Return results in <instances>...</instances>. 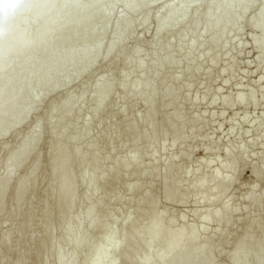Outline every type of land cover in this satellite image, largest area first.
<instances>
[{
    "label": "rangeland",
    "instance_id": "rangeland-1",
    "mask_svg": "<svg viewBox=\"0 0 264 264\" xmlns=\"http://www.w3.org/2000/svg\"><path fill=\"white\" fill-rule=\"evenodd\" d=\"M45 1L46 0L34 1L32 3V6L35 8L33 12L27 13L23 17L12 18L9 23L32 26L35 11L40 8ZM78 1L84 2V0ZM97 1H100L99 8L106 12V15L105 17L102 16L98 8H94L90 11L88 20L95 21L94 23H97L98 28L94 34L87 36L84 31H78L73 39L63 38L57 44L40 46L31 53L32 59L29 60L26 68L21 70L16 66L15 68L0 73V77L11 76L12 79L7 84L0 86L4 89L6 98H16V92H11V88L25 77L29 68H34L37 64L39 65L36 68V72L28 78L22 91H20L21 99L18 114H24L25 118L23 122L19 123L14 129H9L12 124L11 117L6 118L2 124H0V171L2 170L0 174L2 175V173L5 172V175L8 176L7 182L2 186L7 191L17 186L20 191V196L13 200L15 204H20V210L16 214L9 218L6 210H4L3 213L2 210H0V260L5 259V263L1 262V264H6V262L7 264L14 263L28 250L29 253L24 259V264H55L52 257L56 249L63 243L61 239L62 236L59 237L62 234L61 230L59 232L60 227H58V225H61V222H65L64 219H67L69 216V214H67L68 216L65 217L64 215H66V213L63 214V212H59V208L63 207L65 204L67 195L65 193L61 196L57 195L56 188L58 185L70 173L86 170L90 168L96 160L97 162L102 161L101 171L97 174L105 179L110 173L111 168L113 169V165L117 166L119 160L120 162H123V160L125 161L135 149L139 151L138 159L132 166L135 172L128 168L132 174L127 170L130 176L126 179L124 177L128 176L127 173L125 171H120V173L117 174L116 180H114L115 182L112 181V183H105L99 186V197L97 194L94 196V199H101L102 208H99V201L95 206L91 207L94 213L93 216L91 215L88 217V220L83 222V235L88 225L93 226L96 223V218L99 219L98 221L101 220L100 222L102 223L108 220V227L109 225L110 227L112 226V220L114 222L113 228L120 225V222L123 225L122 221L126 219L125 217L136 212L137 204H139L141 198L143 199L145 192H150L151 196L156 199V210H164L167 212L164 217L165 230H162V233L156 236L154 242L150 244L151 246L156 247L158 244L160 245L163 240L166 238L169 239V234L172 230H176L178 235L177 239H174L168 244L166 246L167 248L164 247L161 252L164 249H169L170 246L173 249L176 242H179L180 238H184L183 235L186 231L185 227H194L197 233L193 235L192 243H190L191 245L188 243L190 248L192 247V256L197 258L201 254L198 250L202 252L204 246H208L205 244L209 243L213 256V264H230L241 239L245 235L250 234L251 231L249 227L252 224L255 222L260 224V228L254 232L255 238H259L264 234V175L259 176L257 180L251 175L252 169L254 167L260 169L264 160V108L262 106L264 100V80L257 83L258 78L264 75V60L259 64L258 50L253 43L254 40L258 42L261 41L259 36L261 31H264V11L262 16H258L259 11L262 8L264 9L263 0H242L233 3L231 7L226 10L229 15L228 17L224 9L220 11L216 10L217 5L220 4L219 2H223V0H153L147 7L145 6L146 8L141 7V9L139 8L132 12H127L124 8L123 0ZM156 1L159 2L156 3ZM70 3V0H57L56 3H54V6L57 4V14H62ZM183 4H187V6ZM168 6L176 8V13L164 22V25L167 27L165 34H162V37L159 36L154 38L158 26L157 17H159L160 14L162 16L164 9ZM238 8L239 10L240 8H245L247 10L237 17L235 13L239 12ZM211 9H213L212 12ZM7 11L8 8H3V15H5ZM81 14L82 10L76 8L71 11L70 16L76 18ZM185 14L187 19L185 22L180 23ZM216 14L218 16H216ZM127 15L131 16L128 18L126 17ZM210 15H214V18L217 17L218 20L206 33L204 29ZM118 17L125 18L128 23L116 27ZM50 18L51 12H47L43 16L45 20H49ZM142 19L144 20L143 23L141 22ZM37 24H39V22ZM139 25L142 26L140 27ZM102 29L107 30H105V33H102ZM47 30L48 28L44 27L39 31L40 33H45ZM64 31L65 28L62 32ZM222 31L224 33L227 31V33L224 34L225 38L223 37L221 41L223 45H220V42H218V45V43L214 42ZM179 35L182 36L179 37ZM112 39H115L116 42L113 43L111 41ZM191 42H195L196 44L194 43L191 51L186 50L189 49ZM90 47L94 48L89 50ZM163 47H167V49L164 50ZM132 49H138L140 54L135 56L132 55ZM158 51L160 52L158 53ZM161 52L162 54L160 55ZM188 52L190 53L186 57ZM157 54L158 57L156 56ZM49 55L52 56V60L48 63L47 56ZM80 55L83 56L82 61L76 62L77 57ZM146 56L148 58H146ZM38 57L41 62L34 63L33 60ZM66 59L69 60V64L57 72L56 70L60 62ZM166 59H170L173 64H169L168 66L162 62ZM212 60L215 62H212ZM140 61L143 63L142 68L136 66ZM163 63L164 66L161 67ZM45 65H48L51 74L44 77L43 67ZM124 69L125 72L123 71ZM195 69H197V71H195ZM127 70L129 72L128 74H126ZM157 70L160 72H157ZM192 72H194L193 75ZM151 73H156L158 75L157 80L154 85L143 87L142 92L145 94H154L153 105L155 106V112H153V115L155 116H153V120H155L154 124L159 126H155V129L152 128L155 131L156 144L148 147L143 140L134 143L133 136L121 140V138H123V126L125 127L126 123L131 124L132 122L134 125H129L131 128L133 127L134 136H136L137 133L139 134L140 130L141 132L145 130L147 134H150L151 129L148 131L145 127V120L151 111L149 106L139 99L128 98L124 100L119 84L122 82L124 75H127L126 82L130 83L140 76L146 79ZM104 76H109L113 82L116 81L118 83H114L113 89H107L106 94L94 99V84L98 79ZM171 77L179 78L173 81ZM40 83L42 86L38 89L37 85ZM165 88H170L173 92L176 91L177 95L174 94L170 99H162V93ZM251 91L254 92V103L247 102L244 104L245 107L243 105H235V107L229 109L223 106L222 101L225 97L233 99L236 94H246ZM92 92L93 94H90ZM81 94L83 96L86 95L78 99V95ZM61 101L63 102L62 104H60ZM209 103L210 105H208ZM94 105L98 110H102L103 112L96 117L87 119L86 116L91 113ZM175 111L180 112L184 116L187 115L185 116V118L187 117L186 120L192 117L197 118V122L202 125L201 126L197 122L193 124L192 127V124L186 125L185 129H188H183V135L186 136V138L184 140V145L182 143L181 146H178V144H173L175 146H171V134L169 133L168 136V132H166V134L163 133V127H161L164 119L166 120V118ZM51 112H53L54 115ZM70 112L72 113L70 115L71 120L69 121L70 123L66 131L58 132V130L63 127L65 116ZM51 115H53L51 125L42 126L43 128L38 135L34 134L30 136V133L33 131L32 126L41 123V125L45 124L48 117H52ZM243 117H246L245 121L242 120ZM134 118L137 119L132 120ZM84 123L86 125L89 124L86 126ZM85 126L86 128H84ZM231 126L234 127L233 130L235 131L229 132ZM81 128L83 129L81 130ZM157 128L159 130H157ZM78 131L82 132L77 138H74L75 133ZM198 132H200V134ZM163 135L165 136L163 137ZM195 136L196 138H194ZM21 137H29L27 143L34 148L28 150L26 148L27 144L20 146ZM119 141L120 143H118ZM210 143H213V148L208 154L202 153L203 147L211 145ZM56 144L62 145V148L56 151L52 157L51 149ZM135 144H137V148ZM215 144L218 146L216 147ZM242 146L246 149L247 156L245 155L242 161L237 157L239 163L233 185H231L228 192L226 191L227 195H224L217 203L209 204L204 201H195L196 199H194V202L192 201L193 198L198 197H195L193 194H190L194 196L193 198L190 196L189 200L187 198V200L182 203L175 201L166 202L163 200L162 180L166 177V171H161L163 165L167 164L171 167L178 166L181 169L183 168L182 170L187 171L190 169L193 174L190 173L188 179H191L196 174L197 178L200 174L202 176L204 171H201L202 168L200 169L202 173L196 172L194 174V172L196 169L202 167L200 166V162H206L211 166H209L208 169L205 168L204 172L206 174L204 173L203 175L209 176V174H212L225 163L224 157L228 150L236 155L238 148ZM86 147H89L88 149L90 151V153H88L89 157H87L86 160L81 161L73 158V151H83L87 149ZM232 147L234 151L231 149ZM6 158L10 159L9 161H11L12 164L3 167L2 163ZM50 158L52 159L50 160ZM101 158L105 160H99ZM60 161H66V169L58 176L50 178V171ZM37 163H39L38 171L34 170ZM147 167H151V169ZM165 168L166 167L163 169ZM144 171L145 174L147 173V176L144 174L145 176L143 175V178L141 176V180H139V173L143 174ZM133 173H137L138 177ZM97 174L90 172L86 182L77 186L78 199H80V195L84 192L85 185H89ZM28 175L32 176V180L30 182H24ZM136 177L139 180V188L137 187L138 189L134 193H127L128 188L138 182V180L136 181ZM253 184L255 185L252 188L251 186ZM181 185L182 187L180 190L187 188L185 184ZM112 197H115L117 200ZM157 198L160 200L159 202ZM259 198L261 199V201L259 200L261 207L259 203L257 205L251 204V202H253L252 200ZM4 199V206L5 209H7L9 207L8 204L11 206L12 202ZM89 202L92 203L94 201L92 200ZM80 203L82 202L77 200L73 208L76 210L79 209L78 214H84L85 208H88L86 203L88 205L91 203L83 202L82 205H80ZM197 203L200 204V206L196 205ZM111 204L114 206L111 207ZM201 204L203 206H201ZM141 206L143 210L146 209L145 206ZM226 207L232 208L233 214H231L229 224L225 229L217 225L214 219L210 220L207 226L206 224H201L199 216L205 215L209 218ZM27 209L32 211L30 220H25L24 214ZM42 209L45 215L48 216L46 223L41 219ZM75 209L70 212V216L75 214ZM110 209H112V211ZM195 210L197 212H195ZM260 210L263 213L260 212ZM110 211L111 215L109 214ZM35 212L37 213V217H35ZM112 212L114 213L112 214ZM194 213L196 215H193ZM183 215H185V219L184 217H180ZM72 216L71 218H73ZM196 216L198 218H196ZM140 218L142 221L146 219L143 221H146V223L143 224V222L139 220V224L146 225L148 219L146 217ZM68 219L67 221H69ZM181 219L186 220V222ZM186 224H188V226ZM189 224L194 225H192V227ZM107 225H105L106 228H108ZM122 225H120V227H122ZM149 225L150 223L147 224V226ZM131 226L128 227L131 228ZM21 227L26 229L24 230ZM29 227L31 230H29ZM120 227L118 226V228ZM164 227L162 229H164ZM118 228H116V232L122 229L120 228L119 230ZM128 230L129 229H127L126 232ZM221 230H223L222 236H220ZM7 231L11 233V236L13 235L7 245L8 247L1 242L2 236H4ZM115 231L113 230V232ZM105 232L108 234L106 235ZM111 232V229L110 233L108 229L107 231L104 230V233L99 232L100 234H97L95 243L92 244L89 251L85 249L79 253V260L76 264H80L83 258L90 257L98 246L101 247V242L106 238L105 236L110 237L109 235ZM151 232L152 231L144 234L148 235L149 242L153 240L151 238ZM87 233L88 232H86V237L91 234L87 235ZM114 234H111V236ZM30 235L35 236L34 242L30 240ZM144 235L139 238L142 244L147 242V236ZM216 235H219V237ZM143 236L146 242H143L141 238ZM38 237L39 240H37ZM114 237L116 236L114 235ZM206 238H210L209 242H206ZM49 240H52V245L50 246L48 245ZM84 242L85 237L81 238L78 244L81 245ZM113 242L114 245L116 244L113 246L112 243V246L115 248H126V245L124 246L123 243H118V241ZM178 244H181V242ZM215 247L219 249L217 248L216 251ZM190 248L188 246V249ZM126 250L132 252L136 251L135 248L129 246ZM252 250L253 247L249 246V253H251ZM138 251L141 256L146 254L145 249L143 250L141 248V250L138 249ZM261 253L262 255L259 260L264 262V250ZM167 254L169 253L167 252ZM40 255L43 258H41ZM44 256H47L46 258L48 259H44ZM247 257L248 259L246 260L245 258L239 260V264H242L243 260H245L244 264H254V260H252L250 256ZM120 263L124 264V260L119 261V263L117 262V264Z\"/></svg>",
    "mask_w": 264,
    "mask_h": 264
},
{
    "label": "bare ground",
    "instance_id": "bare-ground-1",
    "mask_svg": "<svg viewBox=\"0 0 264 264\" xmlns=\"http://www.w3.org/2000/svg\"><path fill=\"white\" fill-rule=\"evenodd\" d=\"M34 1H36V0H20L19 5L17 7H15L11 11H9V5L7 3V0L6 1H0V8H2V9L3 8H8V11L6 12V14L0 16V73H3L4 71H7V70H9L11 68H15L16 66H18L21 70L26 68V66L29 63V60L32 59L31 53L36 48H38L40 46L47 45V44H57L63 38L73 39V38H75V35H76V33L78 31H84L87 34V36H91L92 34H94L98 30L97 23H94L95 21H93V20H88L89 13H90V11L92 9L98 8L99 9L98 11H99V13L102 16L105 17V15H106V12H104L101 8H99L100 7V4H99L100 1H97V0H84L83 3L79 2L78 0H70L71 3L68 5V7H66L65 11L62 14H60V15L57 14V11H56L57 4L54 6V3H56L57 0H46L45 3L40 8H38L35 11V13L33 15V21H32L33 25L32 26H25V25H20V24H10L9 23V21L12 18L23 17L25 14L33 12L35 8L32 6V3ZM239 1H242V0H227V1L223 0V2H219L220 4L217 5L216 10L220 11V10L224 9V11L226 12V15L228 17L229 15L227 14L226 10H228L233 3H237ZM151 2H153V0H149V1L148 0H135V1L134 0H123V6L127 10V12H132V11H134L136 9H139V8L141 9V7L142 8L145 7V6L147 7V5H149ZM157 2H159V1H156V3ZM263 3H264V0H263ZM183 5L187 6V4H183ZM171 6H168V7H166L164 9V12L162 13V16L159 13L160 16L157 17L158 26L156 28L155 35H154L155 37L154 38H157V37L161 36L162 34H165L167 27L164 25V22L167 21L171 16H173L174 13H176V8H173ZM76 8H80L82 10V14L80 16L76 17V18H72L70 16V13H71L72 10H74ZM183 8H185V7H183ZM212 10L213 9H211V12H212ZM216 10H214V11H216ZM238 10H239V8H238ZM246 10L247 9H245V8H240L239 12L235 13V14H237V17H238L240 14L246 12ZM263 11H264L263 8L259 11V13H258L259 17L263 15ZM47 12H51V18L49 20L43 19L44 14H46ZM229 13H230V11H229ZM128 15H129V13H128ZM128 15L126 17L129 18L131 15L130 16H128ZM216 16H218V15L216 14ZM186 19H187V16L185 14L182 17V20L180 21V23L185 22ZM217 20H218L217 17L214 18V15H210L209 18H208V21H207L208 23L206 24L204 31L207 33V31H209L214 26V24L216 23ZM38 22H39V24H37ZM141 22L143 23L144 20L142 19ZM126 23H128V22H127V20L125 18L118 17V20L116 22V27H119V26H121L123 24H126ZM201 25H203V24H201ZM139 26L141 27L142 25H139ZM44 27L48 28V30L45 33H40L39 30L41 28H44ZM64 28H65V31L62 32ZM201 29H203V28H201ZM105 30H107V29H102L101 32L105 33ZM190 31H191V29H190ZM226 33H227V31H226ZM226 33H224L222 31L218 35V38L216 39V41L214 43L220 42V45H223L221 43V41L223 40L224 34H226ZM181 36L179 35V37H181ZM259 37H260L261 41L258 42L256 40H254L253 43L255 45V48L258 50V58H259V64H260L261 61L264 60V31H261ZM111 41L113 43L116 42L115 39H112ZM194 43L191 42L190 45H189V49H186V50L191 51L193 46H194ZM218 45H219V43H218ZM91 48L92 47H90L89 50H91ZM165 49H167V47H165L164 50ZM228 51H229V49H228ZM159 52L160 51H158V53ZM162 52L160 53V55L162 54ZM166 52H164V53H166ZM183 53H185V52H183ZM189 53L190 52H188L186 57L189 55ZM131 54L135 56L137 54H140V51L138 49H132ZM156 56L158 57V54ZM82 58H83L82 55L78 56L77 59H76V62H79V61L81 62ZM137 58H138V56H137ZM146 58H148V57L146 56ZM171 59H173V58H171ZM51 60H52V56L51 55L47 56L48 63ZM153 60H155V59H153ZM175 60H176V58H175ZM33 61H34V63H37V62L40 63L41 62L39 57L34 59ZM162 62H164L168 66H169V64H173V62L170 59H166V60H164ZM212 62H215V61L212 60ZM156 63H157V60H156ZM164 63L161 64L162 65L161 67L164 66ZM67 64H69V60L66 59L64 61H61L60 64H59V67L57 68L56 71L59 72ZM125 64H127V63H125ZM38 66L39 65L37 64L34 68H29V70L26 72L25 77L23 79L19 80L13 86V88H11V92L12 91L16 92V95H17L16 98H10V99L6 98L4 89H2L0 87V124H2V122L6 118L11 117L12 118V124L9 127V129H14L19 123H22L24 118H25L23 113L22 114H18V108L20 106V99H21L20 91H22L23 86L26 83V81L28 80V78L36 72V70H37L36 68ZM136 66H138V68H142L143 67L142 61L138 62V65H136ZM159 67H160V65H159ZM130 68H131V66H130ZM123 71L125 72V69ZM158 71L159 70H157V72ZM195 71H197V69H195ZM227 71H228V69H227ZM140 72H141V70H140ZM262 72H263V69H262ZM128 73L129 72L127 70L126 74H128ZM193 73L194 72H192V75H193ZM49 74H51V71L49 70L48 65H45L43 67V76L45 77V76H47ZM143 75H144V71H143ZM263 76L264 75H262V76H260L258 78V82L257 83H259L261 80H264ZM126 77H127V75H124L123 79H122V82H120V84H119V88H120V90L122 92V97L124 98V100H127L128 98H134V99L136 98V99L141 100L142 102H144L146 105L149 106L151 113L148 114V116H147V118L145 120V127L148 129V131H149V129H151V130H150V134L149 133L147 134L145 130H144V132L143 131L141 132V130H140V133L139 134L137 133V135L134 136L133 127L131 128V126H129V125H132V126H134V125L132 124V122H131V124H127L126 123L125 127L123 126V128H124V130L122 131L123 138H121V140L126 139V137L133 136L134 137L133 138L134 143H137V141L143 140V141L146 142L148 147L149 146L151 147L153 144H156L155 143L156 135H155V131L153 130V129H155V126H156L154 124L155 120H153V116H155V115H153V112H155L154 111L155 106L153 105V101H154V97L155 96H154V94H145V93H143L142 92V88L145 87V86L154 85L156 80H157L158 75L156 73H153V74L151 73V75L148 78H146V79L143 76H140L139 78H136L134 81H132L130 83L126 82ZM171 78L174 81V80H177L179 77H171ZM167 79H168V77H167ZM11 80H12L11 76L0 77V86H3L5 84H7ZM114 83H118V82H116V81L113 82V80H111L109 78V76H104L101 79H98V81L94 84V87H93L94 88L93 92L95 94L94 99H96L99 96H102V95L106 94V90L107 89H110V88L113 89L112 87H114ZM212 83H213V81H212ZM163 85H164V83H163ZM41 86H42V84L40 83V84L37 85V88L39 89V88H41ZM188 86L190 88L189 84H188ZM262 88H263V86H262ZM93 92L90 93V94H93ZM253 93L254 92H252V91L249 92V93H246V94L239 93V94H236L233 99H231V98L228 99V97H225V99H223V101H222L223 102V106L226 109H229V108L235 107V105H237V106L238 105H243L244 106V104H246L247 102L254 103L255 100H254ZM174 94L177 95L176 91L173 92L172 90H170V88H165L163 90V93H162V99H170ZM78 96H79L78 99H81L82 97H84L82 94L78 95ZM76 101H78V100H76ZM214 101H215V99H214ZM62 103L63 102L61 101L60 104H62ZM262 104H263L262 106L264 108V100H263ZM80 105H82V104H80ZM115 105H117V104H115ZM164 105H165V103H164ZM208 105H210V103ZM92 108L93 109H92L90 114L86 113L88 116H90V117L86 116L87 119H89V118L91 119V117H96L101 112H103L102 110H98L95 105ZM81 111H82V109H81ZM51 113H53V112H51ZM71 114L72 113L70 112L68 115L65 116L64 122H63V127L60 128L58 130V132L66 131V128L68 127V124L70 123L69 121L71 120L70 119V115ZM53 115H54V113H53ZM53 115H51L52 117H50V118L48 117V119L45 121V124L41 125L42 124L41 123V124H35V126H32V130L33 131L31 130L32 132L30 133V136L34 135V134L38 135L40 130L43 128L42 126H44V125L45 126H50L51 125V120L53 118ZM213 115H215V114H213ZM76 116H77V114H76ZM185 116H187V115H185ZM185 116L183 114H181L180 112H178V111L176 112L175 111L170 116H168L169 118L167 117L168 119L167 118H166V120L164 119V121L161 124V127H163V133L166 134V132H168L167 133L168 136H169V133L171 134V137H172V141H171L172 145L171 146H175L173 144H176V145L178 144V146H181L182 143L184 145V140H185L186 136L183 135L184 134L183 129H185V126L188 125V124H192L191 125V127H192L193 124H195L198 121V119L195 118V117H192L189 120H186L187 117L185 118ZM170 117H171V119H170ZM136 119L137 118H134L132 120H136ZM242 120L245 121L246 117H243ZM197 123H199V122H197ZM80 126H82V125H80ZM86 126L84 128H86ZM158 126H156V127H158ZM203 126H205V125H203ZM198 127H199V125H198ZM82 129L83 128H81V130ZM187 129L188 128H186L185 130H187ZM233 129H234V127L231 126L229 132L235 131ZM157 130H159V129L157 128ZM196 130H197V127H196ZM81 132L82 131H80V132L78 131L77 133H75L74 138H77L81 134ZM198 133L200 134V132H198ZM164 136L165 135H163V137ZM231 136H232V134H231ZM157 138H158V136H157ZM194 138H196V136ZM28 139H29V137L22 138L21 141H20V146L27 144L26 148L28 150H32L34 147L31 146V145H28V143H27ZM118 143H120V141ZM121 144H123V143H121ZM207 144H209V143H207ZM212 144L208 145L206 147H203L202 153L208 154V152L213 148ZM136 145L137 144H135V147H136ZM215 146H216V144H215ZM187 147H189V146H187ZM61 148H62V145L56 144L51 149L52 157H53V154L56 151L61 150ZM86 148L87 149H84L83 151H73L72 152L73 158H76V159L81 160V161L86 160V158L89 157L88 153H90V151L88 149L89 147H86ZM245 148H246V145H245ZM245 148H243V146L239 147L238 150H237V154L236 155H234V153H232V152H229L230 150H228L226 154L224 153L225 154V157H224L225 158V163H223L221 166L219 165L220 167L216 171H214L212 174H209V176L203 175V174L205 173L204 172L205 168L208 169L209 166H211V165H209V163H206V162H204V163L200 162L201 163L200 166H202V167H200L199 169H196V171L195 172L193 171V172H194V174L196 172L197 173H202V172H200V169L202 168L201 171L204 170L203 173H202V176L200 174L199 176H201V177L198 176V178H197V174H196V175H194L195 177L193 176L191 178L192 180L188 179L189 176H190V173L192 172L190 169H188V171H187V170H182L183 168L181 169L178 166L171 167V166H168L167 164L163 165V168L164 167H166V168L165 169L162 168L161 171L162 172H163V170L166 171L165 172L166 177L163 178V180H162V194H163L164 199L163 198H161V199L165 200L166 202L167 201H170V202L171 201L172 202L175 201V202H181L182 203V202L186 201L187 198L189 200L190 196H192V198H193L194 197L193 195H195V197H198V198H193L192 201H194V199H196L195 201H200V202L204 201V202L209 203V204L210 203H217L219 200H221V198L224 195H227L226 193L228 192V190L231 187V185H233V182H234L235 177H236V171L238 169L237 167H238L239 159L242 161V159H244L245 155L247 156V154H246L247 151H246ZM197 149H200V148H197ZM231 149L234 151L233 147ZM179 151H180V149H179ZM189 154H191V153H189ZM138 155H139V151L137 149H135V150H133L130 153V155L126 158L125 161L123 160V162L122 161L120 162V160H119L118 161L119 163L117 164V166L113 165V169L111 168L110 173L108 174L107 178H105V179L101 178L97 174L99 171H101V162L102 161L101 162H97V160H96L91 165L90 168H87L86 170H83V171L81 170V171L76 172V173H74V172L70 173L58 185V187L56 188L57 195L61 196L64 193L67 195L65 204H64L63 207L59 208V212H63V214L66 213V215H64L65 217H67L68 216L67 214H69L67 219L68 218H70V219H68L69 221H67V219H64L65 222H61V225L59 224L60 226L58 225V227H60V229L58 228L59 232L61 230V234H62L59 237L62 236L61 239L63 240V243H62V245H60L56 249V251H55V253H54L53 257H52L54 259V263L55 264H76V262L79 260L78 259L79 253L81 251L85 250V249H86V251H89L90 247H92V244L95 243V240L97 238L96 237L97 234L99 235L102 232L104 233V230L107 231V229H108L109 233H110V229L113 232V230L114 231L117 230L116 228H118V226L120 227V225H122L121 222L119 223L120 225H118V226H116V224H115L116 228L114 227L115 228L114 229L113 228V225H114L113 220L111 221L112 226L110 227V225H109V227H108V225H107V221L108 220H106V221L104 220L106 223L103 222V223H105V224H103L102 222H100L101 220L98 221L99 219L96 218L95 219L96 223L93 226L88 225V228L84 232V235H83V229H82L83 222L88 220V217H90L91 215L93 216V213H94V211L92 212L93 209L91 207L95 206V204L98 201L100 202L99 203V208L102 206L101 199H99V200L98 199H96V200L94 199V196H96L98 194V192H99L98 191L99 190V186L102 185V184H105V183H112V181L116 180L117 174H119L120 171H122V172L125 171L127 173V175H128L127 170H128V168H130V170L133 168L132 166L137 161ZM51 159L52 158H50V160ZM102 159L103 158H101L99 160H102ZM9 160L10 159H8V158H6L4 160V162L2 163L3 167L12 164L11 161H9ZM103 160H105V159H103ZM38 164L39 163H37V165H35V167H34V170H36V171H38V169H39V165ZM66 165H67L66 161H60L51 170L52 172L50 171V173H51L50 174V178H54V177L58 176L59 174H61L66 169ZM153 165H155V164H153ZM261 165L262 166H261L260 169L256 168V167H254L252 169L251 175L256 180H257V178L259 176L264 175V160H263V163ZM150 166H151V164H150ZM155 166H157V165H155ZM151 167H147V168L151 169ZM145 169H146V167H145ZM130 170H128L129 173H130ZM149 171H151V170H149ZM0 172H2V170ZM90 172L91 173H96L97 175L94 177V179L92 180V182L89 185H85L84 192L80 195L81 196L80 199H78L77 198V190H76L77 186L80 185V184H84L86 182ZM133 172H135V170H133ZM130 174H132V172ZM130 174L128 176H126V177H124V176L123 177L127 179V177H129ZM133 174H135V173H133ZM139 174L140 175H138L136 173L135 175L136 176L137 175L140 176V177H138V176L137 177L139 178V180H141V176L143 178V175L145 174V171H144L143 174L142 173H139ZM191 174H193V173H191ZM145 175L147 176V173ZM137 177H136V181L138 180ZM7 179H8V176L5 175V172H3L2 175L0 174V210H2V213H3L4 210H6L7 216H9V218H11L14 214H16L20 210V204H15V201H13L17 197L20 196V191H19V188L17 186H15L11 190L7 191L2 186V185H4L7 182ZM31 180H32V176L28 175V176H26L24 182H30ZM139 180H138V182H136V184H134L133 186L128 188V190H127L128 192L127 193H134L135 191H137V189L139 188V185H138ZM184 181H186L187 183L184 182ZM181 184H185V186L187 188L180 190V188L182 187ZM254 185L255 184H253L251 187L253 188ZM190 194H193V195H190ZM98 197H99V194H98ZM4 198L6 200L12 202L11 206H10V204H8L9 207L7 209H5V206H4V204H5V201H3ZM77 200H80L82 202V203H80V205H82L83 202L91 203L89 201H92V200L94 202H92L89 205L86 203L88 208L87 209L85 208V212H83L84 214H78L79 209L76 210L75 208H73V205L76 203ZM115 200H117V199L115 198ZM259 200L261 201L260 198L256 199V200H252L253 202H251V204L257 205L259 203ZM157 201L159 202L160 200H158V198H157ZM141 205L145 206L147 210L146 209L143 210V207ZM196 205L200 206V204H198V203ZM260 205L261 204L259 203V206ZM57 206H58V204H57ZM113 206L111 204V207H113ZM201 206H203V205L201 204ZM24 207H25V205H24ZM123 207H125V206H123ZM156 207H157L156 206V199L151 196L150 192H145V194L143 195V199L141 198V201L139 202V204H137L136 212L131 213L130 216L127 215V217H125L126 219L122 221L123 225H122V227H120L122 229L120 230V228H118L120 230L119 232L118 231L117 232L115 231L113 233L111 232V234L115 233L114 235L116 237H114V235L111 236V234L109 235L110 237L105 236L106 238H104V240L101 242L102 245L100 244L101 247L98 246L90 257L83 258L81 260L80 264H111V262H112V264H117V262L119 263V261H122V260H124V264H213V261H212L213 256L211 254V249H210L209 243L205 244V245H208V246H206V247L204 246L202 252L198 250V252H200L201 254L197 258H194L192 256L193 251L191 249L192 247L190 248V245H191L190 243H192L193 235L195 233H197V230L192 226L195 223L191 224V225L189 224L193 228L185 227L186 231H185V234L183 235L184 238L183 239L180 238V241H179V242H181V244H178L179 242L177 241L176 245H175V247L173 249L170 246L171 248L169 247V249H164L163 250L164 252L163 251L161 252V250L164 247H166L168 244H170L174 239H177L178 235H177V231L176 230H172L170 232V234H169V239L166 238L165 240H163V242L160 243V245L159 244L157 245L159 247L151 246L150 244H152L154 242V239L156 238V236L159 235L160 233H162L161 232L162 230H165V227H164V224H165L164 219L165 218L164 217H165V213H167V212L164 211V210L158 211V210H156ZM82 208H84V207H82ZM73 209H75L77 213L75 212V214L73 216L71 215L73 217V218H71V216H70L71 213L70 212ZM260 209H262V208H260ZM110 210L112 211V209H110ZM111 211L109 212L110 215H111ZM195 212H197V211L195 210ZM253 212H255V211H253ZM260 212H262V211L260 210ZM113 213L114 212H112V214ZM183 214H184V212H183ZM190 214H192V213H190ZM231 214H233V209L230 208V207H226L222 211H220L219 213L214 214L212 217L208 218L205 215H203V216H199V218L201 220V224H203V225L206 224V226H207V223L210 222V220L214 219L216 221L217 225H219L221 227H224V229H225L226 226L229 224ZM251 214H252V212H251ZM193 215H196V214L194 213ZM24 216H25V220H30L31 217H32V211L30 209H27V211L25 212ZM35 217H37V213H36ZM108 217H107V219H108ZM140 217H146L148 219L147 224L150 223V225L149 226H147V224L143 225V224L146 223V221L143 222L146 219L143 218L144 220L142 221V219ZM180 217L181 218L184 217V219L186 218L185 215L180 216ZM196 218H198V217L196 216ZM41 219L44 221V223H46L47 220H48V216L45 215L43 209H42V212H41ZM139 220H141V222H143V224H139L140 223ZM182 221L186 222V220H182ZM188 223H190V222H188ZM182 224H184V223H182ZM105 225H107L108 228H106ZM186 225L188 226V224H186ZM128 226H131V228L128 227ZM25 227H27V226H25ZM163 227H164V229H162ZM21 228H23V227H21ZM112 228H113V230H112ZM187 228H188V231H187ZM259 228H260V224L258 222H255L254 224H252L249 227V230L251 231V232L249 231L250 234L245 235L241 239L238 248L235 250V253L233 254V257H232V259L230 261V264H239V260H242L244 258L246 260V259H248L247 256H250V258L252 260H254V264H264V262L259 260L260 256L262 255L261 252L264 250V234H262V236L259 237V238H255L254 237V232H256ZM127 229H129L128 230L129 232L127 231L128 233L126 232ZM218 229H219V227H218ZM29 230H31L30 227H29ZM38 230H40V229H38ZM201 230H202V228H201ZM150 231H152L151 232V238L153 240L149 242L148 235H144V234H147ZM7 232L1 238V242H2V244H5V246H7L9 244V242L11 240V237L13 236V235L11 236L10 232H8V233ZM57 232H58V230H57ZM86 232H88L87 235L90 234V233L91 234L86 237ZM226 232H227V230H226ZM222 233H223V230L220 231V236L223 235ZM30 234H31V231H30ZM107 234L108 233H106V235ZM142 235L147 236V238H146L147 242L144 241V239H143L144 236L141 237L143 242H146V243H143V244L139 241V238ZM84 237H85V242L83 244H81V245L78 244V242L81 240V238H84ZM181 237H182V235H181ZM213 237H215V236H213ZM217 237H219V235ZM31 238L34 239V240H32ZM19 239H21V238H19ZM30 240L34 242L35 241V236L34 235H30ZM37 240H39V237H38ZM209 240H210V238H206V242L207 241L209 242ZM113 241H118V243H123L124 246L126 245V248L128 246L129 247H133V248L136 249V251L132 252L130 250H126V248H122L121 249L120 247H116L115 248L113 246H115L116 244L114 245ZM112 243H113V246H112ZM48 245L49 246L52 245V240L48 241ZM118 246H119V244H118ZM188 246H189L190 249H188ZM249 246L253 247V250H252L251 253H249V251H248ZM139 247H141L143 250L145 249L146 254H143L144 256H141L138 253L139 252L138 249L141 250V248H139ZM207 247H209V248H207ZM217 248L218 247H215V250ZM123 249H125V250H123ZM167 252L169 254H167ZM3 253L5 254L4 251H3ZM28 253H29V250L25 251V254L20 256L12 264H24V259L28 255ZM197 254H199V253H197ZM263 255H264V253H263ZM40 257L43 258L41 255H40ZM46 257L47 256H44V259ZM46 259H48V258H46ZM251 259H249V260H251ZM245 260L242 261V264H244ZM4 261H5V259H1L0 260V264H1V262L5 263ZM44 262H47V261H44ZM252 263H253V261H252ZM6 264H7V262H6Z\"/></svg>",
    "mask_w": 264,
    "mask_h": 264
},
{
    "label": "clouds",
    "instance_id": "clouds-1",
    "mask_svg": "<svg viewBox=\"0 0 264 264\" xmlns=\"http://www.w3.org/2000/svg\"><path fill=\"white\" fill-rule=\"evenodd\" d=\"M20 0H7V3L9 5V11L13 10L15 7L19 5ZM3 15V9L0 8V16Z\"/></svg>",
    "mask_w": 264,
    "mask_h": 264
}]
</instances>
